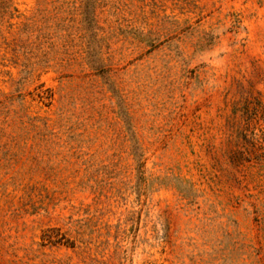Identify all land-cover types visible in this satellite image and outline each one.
<instances>
[{
	"label": "rangeland",
	"instance_id": "1",
	"mask_svg": "<svg viewBox=\"0 0 264 264\" xmlns=\"http://www.w3.org/2000/svg\"><path fill=\"white\" fill-rule=\"evenodd\" d=\"M0 264H264V0H0Z\"/></svg>",
	"mask_w": 264,
	"mask_h": 264
}]
</instances>
